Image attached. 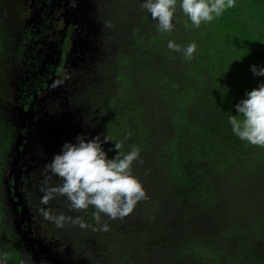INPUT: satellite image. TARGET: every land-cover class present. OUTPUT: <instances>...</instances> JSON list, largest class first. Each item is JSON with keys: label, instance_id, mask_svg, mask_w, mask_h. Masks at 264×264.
I'll use <instances>...</instances> for the list:
<instances>
[{"label": "trees", "instance_id": "trees-1", "mask_svg": "<svg viewBox=\"0 0 264 264\" xmlns=\"http://www.w3.org/2000/svg\"><path fill=\"white\" fill-rule=\"evenodd\" d=\"M94 2L101 21L96 49L90 55L83 50L66 76L59 72L68 63L55 70L62 79L68 77L71 87L83 88L77 97L87 112L73 118L70 138H63L75 143L79 134L106 136L110 141L103 147L109 158L116 155L114 143L121 144L122 154L139 148L132 173L146 198L123 218L101 214L100 223L93 207L71 209L66 197L55 195L42 204V189L62 183L52 174V181L38 176L43 149L51 157L55 139L37 135L44 130L43 121L27 133L23 126L27 140L18 146L20 166L15 176L8 177L7 170L0 180V257L5 264H40L23 240L21 230L27 228L39 249L57 247L63 264H264V146L241 141L228 122L237 115L235 104L264 82L250 70L251 65L264 66V0H235L234 7L199 28L178 5L171 33L158 31L140 6L143 0ZM2 23L0 12L3 71L28 46L15 45ZM71 32L46 29L35 50L42 56L51 44L63 48L62 55L68 50L71 59L76 46ZM170 40L182 47L195 42L192 59L169 50ZM47 66L52 70L54 64ZM51 91L50 103L46 94L41 99L44 113L50 114L58 101ZM2 93L0 99H5ZM0 127V140L7 134L9 151L15 140L2 117ZM10 196L20 200L26 214L41 215L44 209L79 219L85 227L71 221L57 227L42 214L33 223L26 215L19 230L14 218L21 205L14 209ZM102 224L107 231L100 230ZM40 255L53 264L42 249Z\"/></svg>", "mask_w": 264, "mask_h": 264}, {"label": "clouds", "instance_id": "clouds-1", "mask_svg": "<svg viewBox=\"0 0 264 264\" xmlns=\"http://www.w3.org/2000/svg\"><path fill=\"white\" fill-rule=\"evenodd\" d=\"M235 0H143L141 8L157 22L158 31L171 33L177 6L195 28L202 23L211 22L224 11L234 7ZM187 26V25H186ZM169 50L181 52L184 59L190 60L196 52L197 44L186 47L174 41L167 44ZM254 76L264 77V66L251 65ZM237 115H230L228 122L232 134L251 145L264 146V82L245 93V98L235 104ZM76 142H65L60 152L54 154L46 168L62 180L58 186L42 189V204H47L55 195L66 197L71 209H95L94 219L100 223L101 214L110 219L129 215L136 204L146 198V192L133 175L132 166L140 157V149L133 146L127 153H121V144L114 143L116 155L108 157L103 145L110 141L106 136L91 139L83 134L75 138ZM109 149L108 151H112ZM44 218L55 221L57 227H63L66 221L85 227L83 221L53 216L42 209ZM101 231H107L108 225L102 224ZM0 264H5L0 257Z\"/></svg>", "mask_w": 264, "mask_h": 264}, {"label": "flooded vegetation", "instance_id": "flooded-vegetation-1", "mask_svg": "<svg viewBox=\"0 0 264 264\" xmlns=\"http://www.w3.org/2000/svg\"><path fill=\"white\" fill-rule=\"evenodd\" d=\"M16 5L19 14L15 29L17 38L15 45H17L18 41H20L24 45L28 46L27 50H29V52L28 54L23 52L22 56L19 57H11L6 73H11L12 69L17 70V74L14 76V81H12L15 87V91L13 93L14 97H12V95L8 92L3 97H6L5 99H0V118L4 117V119H6L4 121L8 125L9 130L12 131L15 140L12 142V146L9 151L7 148V150L4 148L2 152L5 161L4 163L6 165V171L8 170V172L10 167V156H12L15 151V144L18 141V137H22L21 143L18 144V146L23 144V139L27 140L26 136L21 133V128L27 127V133L29 132L28 127L32 126L33 128L36 124L35 122L41 119L40 117H37V115H34V117L30 119V115L34 112L35 114L43 113V108L46 105H40L43 101H41V99H43L46 94L48 103H50V92L48 93V90L52 88L53 91L51 92L54 96H56L55 92L62 89L60 84L62 77L60 74H64L66 76V74L69 73V67L74 65L71 63L64 68V71L59 72L60 74H56L55 70L58 68V65L64 64L69 60V51L65 50L62 55L63 48H57L56 46H51L50 44L47 51L44 53L42 52L41 56L39 54L40 52L35 50V46H37L40 41V34L46 29H49L54 33H63V35H65V31L70 29L72 31L71 38L78 33L77 31H79V33H85L87 31L86 34H89V23L85 20L89 19V16H80L84 14L86 15L87 11L95 9L94 0H19L18 3L16 2ZM9 35L12 36L11 34ZM62 41L63 39H61V42ZM53 53H57V56L54 57ZM50 62L54 64L52 70H50L47 66ZM36 66H38L37 70H35ZM6 73L5 76L8 77V74ZM56 78H58V80ZM66 79H68V77L63 80ZM8 81V83L11 84V80ZM56 89H58V91ZM10 97L12 100L8 101V98ZM8 103H13L12 115H8V113L4 110L6 104ZM34 106H38L39 108L36 110V108L34 109ZM21 112H25L23 123H21L19 119V113ZM43 128L45 130L46 127L43 126ZM18 146L16 147L17 149ZM20 158L21 156L18 159L16 171L21 163ZM7 175L9 177L8 173ZM15 224L17 225L18 221L15 222ZM20 229H22L21 226L19 227V230ZM27 232L29 231L27 230ZM30 237L31 239L33 238L31 234ZM32 240L34 241V239Z\"/></svg>", "mask_w": 264, "mask_h": 264}, {"label": "rangeland", "instance_id": "rangeland-1", "mask_svg": "<svg viewBox=\"0 0 264 264\" xmlns=\"http://www.w3.org/2000/svg\"><path fill=\"white\" fill-rule=\"evenodd\" d=\"M16 2L18 3L19 0H2V3H0V12H1V17L3 19V29L4 31H6L8 34L12 35V41L14 42V40L16 41V25H17V18H18V9H17V5ZM77 3V2H76ZM75 13V11H74ZM78 14V12H77ZM84 17V16H89V19H85L88 23H89V34L82 33L79 31H77L78 33L75 34L73 36V45L74 42H76V46H75V50L72 52L71 54V59H69L66 63L71 64L74 63L72 60H79L80 59V53L83 52V50H89V55L92 54L94 51V49H96V37L99 36L98 32L100 31L101 28V21L99 19V15L97 13V11L95 9H92L90 11H87V14L85 15H81L80 17ZM26 54H28L29 50L25 51ZM78 56V57H77ZM92 57V56H91ZM86 59V58H85ZM87 59H89V56L87 57ZM4 69L6 71H4ZM9 70V69H8ZM7 72V68H3V71L0 70V91L3 92L2 95H5L6 93H10L12 95V97H14V91H15V87L12 81H14V76H16L17 74V70L12 69L11 73H6ZM5 73L8 74V77L5 76ZM9 78V79H8ZM58 80V78H56ZM11 80V84L8 83ZM66 82V83H65ZM61 84V90L58 91V89H56L58 92L56 93V99H58L57 102H55V106L54 108H52L50 110V114L47 113L45 114L44 112L42 114H38L35 112L31 113L30 115V119L34 117V115H37V117H40L41 119L39 120L40 122H44V125L46 127L45 130H42V132L39 130H37V135H42L43 136H48L49 140H54V146H53V152L51 155V157H49V153L50 151H48L47 149H43L45 150V153L43 154L45 156L44 159V163L42 164V167L40 168V170L38 171V176L43 175L44 177H46V179L43 181H52L53 177L50 173V171L46 168V165L49 164L54 156V154H57L60 152V149L62 147V145L66 142V140L63 137H69L68 132L69 129L73 127V118L77 117V114L79 113V115H81L82 117L86 115V111L84 109V106L82 105V101L79 100V96L78 94H80L82 92L81 87H79V89H76V84L72 85L69 83V81L67 80H61L60 81ZM82 86V85H80ZM60 88V87H59ZM71 96V97H68ZM13 103H8L6 104L5 107V112L12 115L13 113ZM7 115V116H8ZM6 116V118L8 119V117ZM80 116V117H81ZM4 119V117H2ZM6 120V119H4ZM5 122V121H4ZM6 123V122H5ZM3 127V126H2ZM1 128V127H0ZM34 128V127H33ZM10 132V130H8ZM9 134V133H8ZM13 136V134H12ZM56 137V138H55ZM8 138L7 134H3V136H1V140H0V180L3 179L5 173H6V165H5V161H4V157L2 155L3 152V147L8 149V146L6 145V139ZM43 138V137H42ZM70 138V137H69ZM3 139V140H2ZM9 139V138H8ZM64 140V141H62ZM3 141V142H1ZM29 143V140H28ZM47 150V151H46ZM41 173V174H40ZM36 175V178L39 179ZM41 179V178H40ZM39 179V180H40ZM50 184V183H49ZM43 214V212L41 213V215ZM29 220V223H33L36 222V220H38V218L41 216L39 215V213H37V211L35 213H30L26 214ZM36 218V219H35ZM14 221H18V216L15 215ZM14 222V223H15ZM16 225V224H15ZM19 229V228H18ZM38 245V244H37ZM41 249L43 250V253L45 255L46 258H48L50 260L51 263L53 264H63L62 262V258H61V253L59 251H57V247L51 248V246L43 247L40 246ZM62 262V263H61Z\"/></svg>", "mask_w": 264, "mask_h": 264}, {"label": "water", "instance_id": "water-1", "mask_svg": "<svg viewBox=\"0 0 264 264\" xmlns=\"http://www.w3.org/2000/svg\"><path fill=\"white\" fill-rule=\"evenodd\" d=\"M74 45H77V44L74 42ZM19 114H20L19 119L21 123H23L24 118H25V112H21ZM21 140H22V137L19 136L18 141L15 144V151L11 156L12 158L10 160V167H9V172H8L9 176L16 175V165L20 157V151L16 147L18 146V144L21 143ZM13 186L16 190V185L14 184ZM14 195L17 196V193H15ZM10 203L12 204L14 209H17V206L21 205V209L19 210V213L17 215L19 217V220H18V224L16 225V227L19 228L22 225V223L25 221L27 210L25 209V206L21 204L20 200H13L12 196H10ZM21 232H22L23 240L26 243V248L31 253L32 258L40 264H48L46 259L40 255L41 249H39L35 245V242L31 239L30 235H28L27 230L22 229Z\"/></svg>", "mask_w": 264, "mask_h": 264}]
</instances>
